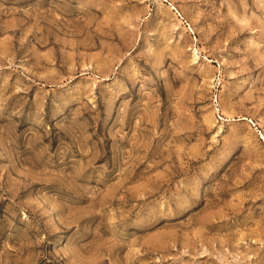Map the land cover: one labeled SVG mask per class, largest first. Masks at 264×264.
Masks as SVG:
<instances>
[{
  "label": "rangeland",
  "instance_id": "374dc122",
  "mask_svg": "<svg viewBox=\"0 0 264 264\" xmlns=\"http://www.w3.org/2000/svg\"><path fill=\"white\" fill-rule=\"evenodd\" d=\"M0 264H264V0H0Z\"/></svg>",
  "mask_w": 264,
  "mask_h": 264
}]
</instances>
